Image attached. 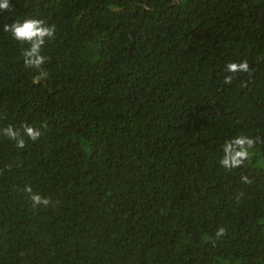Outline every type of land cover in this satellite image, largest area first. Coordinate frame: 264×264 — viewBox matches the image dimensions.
<instances>
[{"label": "trees", "instance_id": "1", "mask_svg": "<svg viewBox=\"0 0 264 264\" xmlns=\"http://www.w3.org/2000/svg\"><path fill=\"white\" fill-rule=\"evenodd\" d=\"M0 264H264V0H0Z\"/></svg>", "mask_w": 264, "mask_h": 264}]
</instances>
